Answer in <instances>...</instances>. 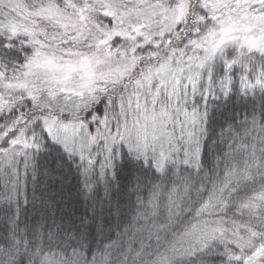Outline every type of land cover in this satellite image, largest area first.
<instances>
[{"label":"trees","instance_id":"1","mask_svg":"<svg viewBox=\"0 0 264 264\" xmlns=\"http://www.w3.org/2000/svg\"><path fill=\"white\" fill-rule=\"evenodd\" d=\"M213 24L191 0L187 19L156 37L158 46L137 48L142 56L134 74L167 54L177 55ZM120 41L115 38L113 46ZM29 43L0 29V81L24 70L32 55ZM202 70L201 79L189 83L181 97L189 111L203 116L196 163L168 159L157 165L121 142L100 175L99 160L88 171L38 120L32 126L35 146L20 159L11 196L5 188L13 185L0 154V264H153L168 250L175 231L205 216L222 215L240 233L255 231L264 239V199L253 204L264 197V53L228 48ZM19 110L0 114V134ZM91 112L113 116L105 100L84 117ZM252 238L253 248L261 244L257 235ZM253 248L221 238L171 263L248 264Z\"/></svg>","mask_w":264,"mask_h":264},{"label":"rangeland","instance_id":"2","mask_svg":"<svg viewBox=\"0 0 264 264\" xmlns=\"http://www.w3.org/2000/svg\"><path fill=\"white\" fill-rule=\"evenodd\" d=\"M197 2L214 23L205 36L135 75L142 56L137 48L158 46L156 37L187 19L191 0H0V29L26 37L32 46L24 70L0 81V114L22 108L6 119L0 134V154L13 185L5 188L7 194L14 195L20 159L35 146L32 126L38 120L88 171L99 160L100 175L121 142L157 165L168 159L198 161L203 116L184 106L183 92L228 48L264 53V0ZM103 100L112 105V117L92 112L84 117ZM257 199L255 206L264 197ZM223 218L205 216L175 231L153 264H172L173 257L221 238L248 250L254 234L261 244L248 264H264V239L255 231L240 233Z\"/></svg>","mask_w":264,"mask_h":264}]
</instances>
